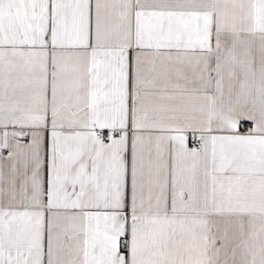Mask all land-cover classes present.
Instances as JSON below:
<instances>
[{"label": "snow or ice", "instance_id": "6c2138e0", "mask_svg": "<svg viewBox=\"0 0 264 264\" xmlns=\"http://www.w3.org/2000/svg\"><path fill=\"white\" fill-rule=\"evenodd\" d=\"M0 264H264V0H0Z\"/></svg>", "mask_w": 264, "mask_h": 264}]
</instances>
